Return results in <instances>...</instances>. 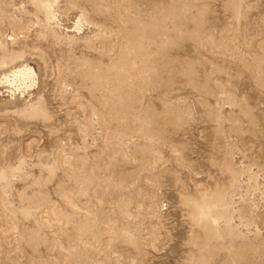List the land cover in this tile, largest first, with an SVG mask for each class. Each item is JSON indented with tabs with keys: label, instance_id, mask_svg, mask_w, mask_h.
<instances>
[{
	"label": "rangeland",
	"instance_id": "374dc122",
	"mask_svg": "<svg viewBox=\"0 0 264 264\" xmlns=\"http://www.w3.org/2000/svg\"><path fill=\"white\" fill-rule=\"evenodd\" d=\"M0 264H264V0H0Z\"/></svg>",
	"mask_w": 264,
	"mask_h": 264
},
{
	"label": "bare ground",
	"instance_id": "6f19581e",
	"mask_svg": "<svg viewBox=\"0 0 264 264\" xmlns=\"http://www.w3.org/2000/svg\"><path fill=\"white\" fill-rule=\"evenodd\" d=\"M21 67H22V66H21ZM26 67H27V66H26ZM18 68H20V67H18ZM24 68H25V67H24ZM27 69H28V67H27ZM29 69H30V68H29ZM29 69H28L29 72H28V71H25L26 69L24 70L23 68H22V69H21V68H20V69H17V71H15L14 74L12 73L13 76H12V75H10V76L13 77V78H15V79H16V77H17V79H19L18 77H20V78H21V77H23V78H27V77H29L30 74H33L32 72H30ZM34 73H35V72H34ZM35 75H36V74H35ZM5 78H6V76H5ZM31 78H33V75H31ZM31 78H30L29 80H31ZM17 79H16V80H17ZM10 80H11L10 78H7V79H6V83H7V81H8V83L11 84V83H10ZM21 80H22L23 83H26L25 81H23V79H21ZM24 80H25V79H24ZM12 81H13V80H12ZM14 82H16V81H13V83H14ZM19 82H21V81H19ZM33 82H34V80H33ZM17 83H18V82H17ZM23 83H22V84H23ZM30 84H32V82H31ZM30 84H29V85H30ZM15 85H16V84H15ZM32 85H33V84H32ZM29 87H30V86H29Z\"/></svg>",
	"mask_w": 264,
	"mask_h": 264
}]
</instances>
